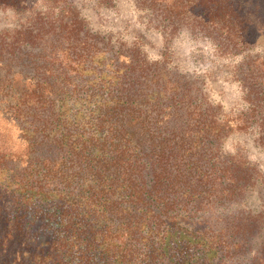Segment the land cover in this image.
<instances>
[{
  "label": "trees",
  "instance_id": "1",
  "mask_svg": "<svg viewBox=\"0 0 264 264\" xmlns=\"http://www.w3.org/2000/svg\"><path fill=\"white\" fill-rule=\"evenodd\" d=\"M0 0L20 16L0 30V264H264L257 218L239 207L257 167L226 150L264 140V52L257 11L234 0H137L163 37L150 59L95 30L74 0ZM106 3L107 0H102ZM199 34L242 55V108L171 65L173 40ZM250 51V52H249Z\"/></svg>",
  "mask_w": 264,
  "mask_h": 264
},
{
  "label": "rangeland",
  "instance_id": "2",
  "mask_svg": "<svg viewBox=\"0 0 264 264\" xmlns=\"http://www.w3.org/2000/svg\"><path fill=\"white\" fill-rule=\"evenodd\" d=\"M83 10L84 16L95 30L109 32L114 38L132 42L142 36L144 50L150 59L161 57L163 37L146 21L145 11L137 0H74ZM241 13L257 11L264 22V0H234ZM25 7L32 9L36 0H25ZM21 21L20 16L0 9V30L12 29ZM248 36L255 43V53L264 52V28L250 26ZM171 65L182 71L200 76L212 101L221 104L226 111L242 108L243 91L238 80L242 55H234L217 46L211 39L199 34L184 32L175 37L172 45ZM249 51V52H250ZM259 132L237 133L229 137L226 150L240 154L257 167L254 185L239 207L253 214L259 222V230L252 243L254 251L264 245V140ZM0 139L13 152L21 150L18 135L10 124L0 121Z\"/></svg>",
  "mask_w": 264,
  "mask_h": 264
}]
</instances>
